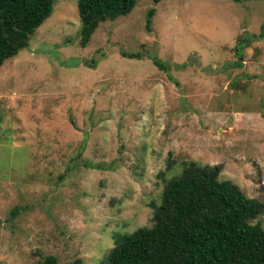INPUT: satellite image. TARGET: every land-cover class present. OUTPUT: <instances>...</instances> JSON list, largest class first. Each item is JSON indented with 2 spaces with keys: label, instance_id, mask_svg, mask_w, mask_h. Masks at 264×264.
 <instances>
[{
  "label": "rangeland",
  "instance_id": "rangeland-1",
  "mask_svg": "<svg viewBox=\"0 0 264 264\" xmlns=\"http://www.w3.org/2000/svg\"><path fill=\"white\" fill-rule=\"evenodd\" d=\"M263 23L264 0H135L82 46L55 0L0 65V264H102L188 162L264 202Z\"/></svg>",
  "mask_w": 264,
  "mask_h": 264
},
{
  "label": "trees",
  "instance_id": "trees-1",
  "mask_svg": "<svg viewBox=\"0 0 264 264\" xmlns=\"http://www.w3.org/2000/svg\"><path fill=\"white\" fill-rule=\"evenodd\" d=\"M54 1L0 0V65L28 45ZM134 5L135 0H77L80 44L88 43L100 22L128 14ZM153 12L149 9L147 24ZM254 37H264V23ZM122 55L140 57L137 52ZM152 61L164 68L157 58ZM220 170L219 165L185 163L153 205L152 224L119 235L102 264H264V229L251 223L264 212V202L220 180ZM41 263L58 264L53 256Z\"/></svg>",
  "mask_w": 264,
  "mask_h": 264
}]
</instances>
